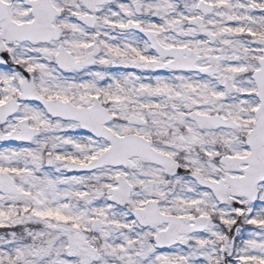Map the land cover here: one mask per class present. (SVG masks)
<instances>
[{"label": "snow or ice", "instance_id": "1", "mask_svg": "<svg viewBox=\"0 0 264 264\" xmlns=\"http://www.w3.org/2000/svg\"><path fill=\"white\" fill-rule=\"evenodd\" d=\"M0 264H264V0H0Z\"/></svg>", "mask_w": 264, "mask_h": 264}]
</instances>
